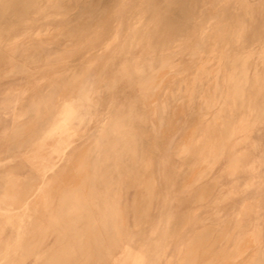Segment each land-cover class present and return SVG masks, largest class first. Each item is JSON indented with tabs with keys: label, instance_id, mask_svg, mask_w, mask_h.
<instances>
[{
	"label": "rangeland",
	"instance_id": "obj_1",
	"mask_svg": "<svg viewBox=\"0 0 264 264\" xmlns=\"http://www.w3.org/2000/svg\"><path fill=\"white\" fill-rule=\"evenodd\" d=\"M49 1L10 0L7 9H0V19H4L1 27L33 18L39 12L46 13L40 23L47 16H60L51 21L50 28L54 27V33L61 30V36H55L49 46L44 48L38 43V48L30 47L25 53L30 66L28 73H20L17 67L23 64L22 60H10L6 54H0V75H4L0 77V264H71L72 258L73 262L81 258L75 240L101 234L87 233L88 215L100 209L89 206L106 203L104 199L96 202L88 199L91 196L88 188L93 184L89 165L93 149L104 143L97 139L96 130L108 116L111 124H132L138 131L139 157L135 167L121 171L126 173L121 177L125 182L118 211L121 214L111 218V226L121 231L102 242L84 241L107 247L102 251L106 255L94 263L106 260L105 264H264V123L254 127L250 124L247 133H238L237 140L242 138V143L237 145V153L239 157L245 156L243 165L240 158L234 157L231 170L228 168L231 148L228 155L225 151L217 161L210 158V168L204 162L205 151L209 153L227 143L228 135L240 127L242 113L253 123L264 107V68L261 73L254 72L264 60L261 56L264 10L260 11L261 22L256 24L250 23L240 0H210L207 8L204 5L208 0H156V24L152 26L146 20L139 30L148 36L154 25L163 22L164 37L159 42L156 38L147 39L135 49L139 53L133 50L132 56L125 59L117 51L120 45L110 51L101 45V41L107 43L111 39L118 21L124 25L122 37L126 36L127 14L124 10L119 12L121 0H53L58 11L52 6L47 8ZM146 2L149 7L153 0ZM37 6L46 11L34 8ZM186 6H190L192 13ZM246 20L250 33L239 39ZM22 28L23 25H17L16 31ZM99 34L100 44L92 40ZM207 36L212 37L211 41L207 42ZM64 43L74 46L73 53L62 54L49 65L58 64L59 76L84 68L85 71L76 83H69V103L65 101L61 109L67 92L47 89L56 78L55 68L45 67L46 63L34 55H38L39 48L62 51ZM248 49L253 50L244 55L246 65L240 58L238 63L232 58L226 74H220L219 70L217 74L207 73L204 78L195 74L198 69L195 62L217 63L231 52L240 55ZM91 61L92 66L87 68ZM157 63L159 67L152 70ZM218 66L219 63L214 68ZM254 79L260 84L259 94L251 104ZM193 80L197 82L187 85ZM217 81H225L228 89L220 90ZM237 92L242 94L243 104L241 101L235 104ZM215 93L221 95L217 97ZM40 94L51 95L54 100L41 116L31 118L36 119L34 125L14 143L10 136L16 123L22 124L18 117ZM214 98L220 99L219 105L217 102L214 105ZM162 105L167 106L163 112L166 120L159 131ZM205 116L209 120H202ZM208 121H212L210 125ZM113 141L107 143L114 145ZM105 178L101 177L102 181L97 183L100 191L104 189ZM251 178L257 181V186L241 195L240 190ZM230 188L237 191L234 198L230 197ZM256 194L263 201L248 205L246 216L238 220L236 211L244 199ZM251 218L254 225L249 228ZM243 229L249 232L247 240L240 250L234 251L233 242ZM198 233H202L200 238ZM194 238L195 244L188 246ZM187 248L190 251L184 257ZM84 261L75 264H93Z\"/></svg>",
	"mask_w": 264,
	"mask_h": 264
},
{
	"label": "bare ground",
	"instance_id": "obj_2",
	"mask_svg": "<svg viewBox=\"0 0 264 264\" xmlns=\"http://www.w3.org/2000/svg\"><path fill=\"white\" fill-rule=\"evenodd\" d=\"M149 1V0H148ZM156 0H153L151 6L149 5H146L147 2L146 0H121V4H120V9H119V12L120 11H123L126 12L127 14V21H126V36L125 37H122V32L124 30V25L122 23V21H118L117 22V25H116V29L113 33V35L111 36V39L110 42L108 43H105V40L101 41L102 42V46L103 48L105 46L108 47V50L107 51H110L111 48H114L115 46L117 45H120L119 49L117 50L119 53L123 54V56L125 57V59H128L130 58L132 55V52L133 50H135L136 48H139L141 46L144 45V43L147 41V39L149 40L151 37L152 38H156V40L159 42L160 40H162V38L164 37V32H163V25L164 23L162 22L160 26H156L154 25V27H152L150 29V35L148 36H144L142 33H140V30L139 28L147 21H149L150 24H156L157 20L155 19L154 17V12L156 11V9L158 8L157 7V4L155 2ZM158 1V0H157ZM169 1H172V0H169ZM220 1V0H219ZM222 1V0H221ZM160 2V1H159ZM174 2V1H173ZM172 2V3H173ZM179 3V1H178ZM218 3V1H217ZM240 3L242 5V8L245 9L246 11V15L248 16V20L250 21V23L252 22H256L257 23H260L261 21L259 20V16H260V11L263 12L264 10V0H255L254 2H251L250 0H240ZM49 4L47 6L48 7H53L55 10L57 8L56 7V4L57 2L56 1H53V0H50L49 1ZM171 4V3H169ZM211 4L210 0H208L204 7L206 6H209ZM10 0H0V9L1 10H5L7 9L9 6H10ZM192 5V4H191ZM190 5V6H191ZM216 5V3H215ZM172 6V5H171ZM190 6H186L185 8L188 10V11H191L192 13V9H190ZM60 7V6H59ZM196 7V6H194ZM193 7V8H194ZM216 7V6H215ZM36 8L37 10H45L46 11V8H42L40 6H37V7H34ZM168 8V7H167ZM179 8V10H181V6L177 7ZM176 8V9H177ZM192 8V7H191ZM207 8V7H206ZM50 9V8H49ZM60 9V8H59ZM195 9V8H194ZM53 10V9H52ZM169 10V9H168ZM58 11V10H56ZM196 11V10H195ZM197 11H198V8H197ZM196 11V13H197ZM52 13V12H51ZM152 13V14H151ZM173 11H171V20L174 18L173 17ZM46 13H39L37 12V14L33 15V18H30V19H26L24 21H18L16 23H12L11 26H6V27H1V25H3V22H4V19H0V54H6L10 60H18L21 61L22 60V63L20 66H17L20 73L24 72V73H28L30 72L29 71V67L27 65V61H26V55L25 53L28 52L30 49V47H36L39 43V46H43L44 48L46 46H49L52 41H53V38L56 36V37H59L61 36L60 35V31L59 32H53L52 30L54 29H51L50 26L52 25L51 21L53 19H56V18H59L60 16H57L54 17L52 16L51 18H45L44 19V23H40V20L43 19L41 18L42 16H44ZM188 14V13H187ZM190 14V13H189ZM194 14V13H193ZM48 15V14H47ZM118 15V14H117ZM192 15V14H191ZM206 15V14H205ZM37 17V19L35 18ZM170 17V16H169ZM41 18V19H40ZM219 18V17H218ZM217 18V19H218ZM83 19V18H82ZM90 19V18H89ZM195 19V18H194ZM23 20V19H22ZM62 20H63V17H62ZM81 20V19H80ZM64 22V20H63ZM247 20L245 21V23L243 24V28H242V32L240 33V37L239 39H244L246 37V35L248 33H250V25L249 23L246 24ZM51 23V24H50ZM168 23V21H167ZM146 24V23H145ZM148 24V23H147ZM17 25H23V28L22 30H18L16 31V27ZM63 25V24H62ZM107 26V25H106ZM149 27V26H148ZM106 29V28H105ZM145 29V27L143 28ZM142 29V30H143ZM101 30V29H100ZM241 30V29H240ZM143 32V31H142ZM109 33V32H108ZM112 34V33H111ZM104 37V36H103ZM108 37V36H107ZM212 37L211 36H207L206 37V40L207 42L211 41ZM92 40L94 42H98L101 40V37H100V34L99 35H96L92 38ZM74 41V40H72ZM71 41V42H72ZM87 41V40H86ZM172 41V40H171ZM174 41V40H173ZM172 41V42H173ZM176 41V40H175ZM180 41V40H179ZM178 41V42H179ZM182 41V40H181ZM66 42V41H65ZM68 42V41H67ZM75 42V41H74ZM156 42V41H155ZM177 42V41H176ZM202 43V41H201ZM155 44V43H154ZM159 44V43H158ZM163 44V42H162ZM64 45L66 46L62 51L61 50H46V49H36L37 50V53L38 55H34L35 56H39L41 58V60L43 62H45V67L48 66V67H52V68H55V73H56V78L55 80H52L54 82H52L51 84H48L46 87L47 89H51L54 88L55 90L56 89H59V90H62V91H66L67 94L65 96V98L63 99V101L61 102V109H62V106H63V103L65 101H67L69 103V83H73L76 81H78V78L81 74H83V72L85 71V68L80 71V72H74L72 73L71 75H64V76H59V73L57 72L58 69L56 70L58 64H54L55 66H51L49 65L50 62H52V60H56V59H60L62 54H72L73 53V48L74 46L72 47V45H66L64 43ZM156 45V44H155ZM154 45V46H155ZM39 46H37L36 48H38ZM70 46V48H69ZM89 46H94L92 44H90ZM153 46V47H154ZM64 47V46H63ZM72 47V48H71ZM178 46H176L175 48H177ZM101 48V46L99 47ZM21 50V54L18 53V51ZM35 50V51H36ZM87 50V49H86ZM89 50H93L92 49H89ZM88 50V51H89ZM104 50V49H103ZM114 50V49H112ZM253 50V49H252ZM252 50H247L245 52H242L240 55H238L236 52H231V54L225 56V60L223 58H219V61L217 63H219L220 66H218L217 68H214V65L217 64V63H209L207 64L206 63H203L202 62H195V67H198L197 71H195V74L199 75L200 78H204L206 77L205 75L208 73V75L210 73L214 74L218 72V70L220 71L219 73L220 74H226L229 69V65L231 63V60L233 58V61H235L234 59H236V61L238 60V58H240L239 60L243 61L244 62V55H247V53H250V51ZM99 52V50H97ZM102 51V49H101ZM136 51V50H135ZM134 51V52H135ZM87 52V51H86ZM91 52V51H90ZM229 52V51H228ZM94 53V51H93ZM139 52L136 51L135 54H137ZM105 54V53H104ZM85 55V54H84ZM93 55V54H92ZM97 55V53H96ZM101 55V54H100ZM103 55V54H102ZM215 55V54H214ZM213 55V56H214ZM250 55V59L249 62L251 61V54ZM88 56V55H87ZM99 56V55H98ZM119 56V55H118ZM211 56V57H213ZM261 56L264 57V49L261 51ZM33 57V58H34ZM76 57V56H75ZM82 57V56H81ZM90 57V56H89ZM93 57V56H92ZM210 57V56H209ZM216 57V55H215ZM36 58V57H35ZM94 58V57H93ZM146 58V57H145ZM159 59H161V56L158 57ZM197 58V57H196ZM248 58V57H247ZM262 58V57H261ZM32 59V58H31ZM79 59V58H77ZM86 59V58H85ZM143 59V58H142ZM214 59V58H213ZM212 59V60H213ZM222 59L223 61H226L225 65L223 66L222 65ZM40 60V59H39ZM84 60V59H83ZM82 60V61H83ZM247 60V59H246ZM262 60V59H261ZM80 61V60H79ZM81 61V63H82ZM92 62H90V64L87 66V68L91 67L92 66ZM248 62V61H247ZM56 63V62H55ZM59 63V62H57ZM238 63V61H237ZM245 65H246V62H244ZM243 63V65H244ZM40 64V63H39ZM159 64L160 63H157V64H154L153 65V68L152 70H155L159 67ZM233 64V63H232ZM61 65V64H60ZM86 65V64H85ZM222 65V66H221ZM244 65V66H245ZM66 66V65H65ZM75 66V65H74ZM234 66V65H233ZM236 66V65H235ZM44 67V66H43ZM85 67V66H84ZM82 68V66H81ZM236 68V67H235ZM264 68V60L260 61L258 63V66L255 67L254 69V72L256 73H261V71L263 70ZM80 69V68H79ZM68 70H70L68 68ZM14 71V70H13ZM67 71V70H66ZM237 71V70H235ZM234 71V73H235ZM244 71V70H243ZM18 72V71H17ZM17 72H15L16 74H18ZM64 72V71H63ZM194 72V71H193ZM233 72V71H232ZM3 73V72H2ZM68 73V72H67ZM70 73V72H69ZM246 73V72H245ZM256 73V74H257ZM5 74V73H4ZM13 74V73H12ZM219 74V75H220ZM222 74V75H223ZM3 74L0 75V77L2 76ZM6 75V74H5ZM8 75V74H7ZM61 75V74H60ZM221 75V76H222ZM232 75V74H231ZM230 75V76H231ZM4 76V75H3ZM52 76H55V75H52ZM220 76V77H221ZM51 78V77H50ZM199 78V77H198ZM198 78L195 76V79L198 80ZM199 78V79H200ZM53 79V78H52ZM218 79V77H217ZM225 79V78H223ZM260 79V78H259ZM50 80V79H49ZM208 80V79H207ZM216 80V79H215ZM234 80V79H233ZM189 81V80H187ZM196 81V80H195ZM195 81H191L190 83H185L184 82V85L187 84L189 86H192L193 83H195ZM205 81V80H204ZM204 81H202V83H204ZM197 82V81H196ZM235 82V80H234ZM232 82V83H234ZM228 83V82H227ZM180 84V83H178ZM217 87L220 88V90H223L225 89V84L226 82L225 81H221V83L219 81H217ZM215 85V84H214ZM259 82L256 81V79H254V83H252V89L253 92H252V100H251V104H253L256 100V97L257 95L259 94L257 92V89L259 88ZM243 86V85H242ZM245 86V85H244ZM216 87V85H215ZM224 87V88H223ZM194 88V87H193ZM242 88V87H241ZM204 89V88H203ZM228 89V88H226ZM225 89V90H226ZM190 90V89H189ZM216 90V89H215ZM215 90L213 91L212 90V93L215 92ZM224 90V91H225ZM247 90V89H246ZM53 91V90H52ZM57 91V90H56ZM208 91V89L206 90ZM205 91V92H206ZM240 91V90H239ZM242 91V90H241ZM240 91V92H241ZM204 92V91H203ZM240 92H237L235 93L236 94V97L238 98L236 100V105L238 103V101H241L242 104H243V96ZM221 94L224 92H220ZM219 93V94H220ZM203 94V93H202ZM216 94V93H215ZM218 94V96H220ZM222 94V95H223ZM226 94V92H225ZM71 95V94H70ZM214 95V94H212ZM211 95V96H212ZM51 95L49 96H46V95H43V94H40L38 95L36 98L34 97V99L31 101V103L29 104V107L28 109H26V111L23 113L22 116L18 117L19 118V121L22 122V124H17L15 125V128L12 132V135L10 136L14 143H18L20 138L24 137L26 132L28 131V129H30L34 124H32L33 120H36L37 117L41 116L43 110L45 107H47L54 99L53 97H50ZM206 96H209L210 95H206ZM217 96V94L215 95ZM214 96V97H215ZM217 96V97H218ZM225 96V95H224ZM228 97V96H227ZM72 98V97H71ZM204 98V97H203ZM206 99H212L211 98H207ZM225 99V98H223ZM30 100V99H29ZM213 100V99H212ZM211 100V101H212ZM219 98H214V105L215 103L219 102ZM72 101V100H71ZM210 101V102H211ZM224 101V100H223ZM222 101V102H223ZM209 102V101H208ZM207 102V104H209ZM211 104V103H210ZM212 105V104H211ZM219 105V103H218ZM217 106V105H216ZM23 107V106H22ZM162 107H164L162 110H160L161 112L158 114L159 117V124H160V128H159V131H161V129L164 127L165 125V115L163 114V112L165 113L164 109L167 107L166 105H162ZM211 107V106H210ZM214 107V106H213ZM221 107V106H220ZM207 109V108H206ZM210 110L212 108H209ZM207 109V110H209ZM220 109V108H219ZM213 110V109H212ZM238 111H241L242 109H238ZM217 111V110H216ZM219 111V110H218ZM217 111V112H218ZM231 111V109H230ZM209 112V111H208ZM210 113V112H209ZM242 113V112H241ZM106 114V113H105ZM218 114V113H217ZM216 114V115H217ZM209 115V114H208ZM215 116V115H214ZM213 116V117H214ZM36 119H31V118H35ZM105 117V116H104ZM103 115H102V118L104 119ZM208 117V116H207ZM206 116L202 119V120H209V118H207ZM134 118H138L137 114H134ZM216 118H218V116H216ZM212 119V118H211ZM210 119V120H211ZM213 120V119H212ZM218 120V119H217ZM16 121V119L14 120ZM25 121V122H24ZM216 121V120H215ZM18 122V123H20ZM30 122V123H29ZM104 122V124H101L100 127L96 130L98 132V136H97V139L101 140L102 142V145H98L96 146L94 149H93V154H92V164L89 165V168L92 167V175H93V178L91 179L93 184L91 185V188H88V190L90 191V198H88L90 201L93 200V202H96L98 200H102L104 199L106 201L105 204H102V205H91L89 207H98L102 210H98V211H95V212H91L90 215H88V224H89V229L87 230V233L91 234V233H99L100 235L98 236H87V237H82V238H77V240H75V242L78 244H76L79 248V251H80V254L78 255V257L80 258L79 259H75L76 263H78L77 261H79V263L81 262H85L84 260H86L87 262H93V264H96L94 262H98V259L100 257H104L106 255V253L102 252L104 249H106L107 247H105L106 245L104 244H100V243H97V244H94V245H90V244H86L84 241H88L90 239H93V240H96V241H99V242H102L104 240H106V238H110L111 236L110 235H117L119 233V231H121L120 229H115L113 226H111V224L113 223V221L111 220L112 217H119V215L121 214V212H118L119 211V208H121V201L123 199V184H125V182H122V176L125 175L126 173H123L121 172L122 169L126 168V169H130L132 166L135 167L136 165V158L139 157L138 156V143H139V138H140V134L138 133V131L132 126V124H123V123H118V124H111V121H110V116L106 117L105 121H102ZM212 122V121H210ZM208 121V124L210 123ZM15 123V122H14ZM25 123V124H24ZM107 123V124H106ZM110 123V124H108ZM246 123V124H245ZM260 123H264V107L263 109H261L260 113L258 114V116L256 117V119L253 121V123H250L249 122V119L247 118V115L242 113V119H241V122H240V127L238 128H234L232 133H230L228 135V141L227 143L226 142H223L222 144V148L221 147H218V149H214L212 151H209V153H207V151H205V158H204V162H206L205 166L206 168L207 167H211V161H210V158H215L213 160H219L221 158V156L223 155V153H225L226 151V154L228 155V150H230V148L232 149V155L228 157L229 159V164H228V168L231 170V165H232V162L233 160L231 161V158L234 159V157H237V158H240L239 159V162L241 165H243L244 163V158L242 157H239L238 153H237V145L241 142L242 143V138L241 139H238L237 140V135L238 133H244L246 131H249V130H246V128H249V125L252 124L251 126L254 127ZM210 125V124H209ZM208 125V128L207 130H210L211 128L209 127ZM21 130V132H19ZM23 130V131H22ZM19 133V134H18ZM251 133V132H250ZM82 135V134H81ZM79 137V136H78ZM12 139L10 141H12ZM110 139H113L114 141V145H109L108 140ZM248 140V138H247ZM13 143V144H14ZM106 143V144H105ZM207 149V148H206ZM245 151V150H244ZM207 153V154H206ZM44 159V158H43ZM212 160V159H211ZM86 165V164H84ZM209 167V168H210ZM211 170V169H210ZM209 171V170H208ZM207 171V172H208ZM206 173V172H205ZM128 175V174H127ZM232 175V174H230ZM106 176L105 180H104V189L102 191L99 190V186L100 184L98 185L97 183L101 182V177H104ZM157 173H156V170H155V178L153 180V183L155 185V191L157 190ZM158 177V176H157ZM257 181L253 178H251L248 183H246L243 187V190H240V193L241 195H245L247 193L248 190H250L252 187L254 186H257L256 185ZM98 185V187H96ZM108 191L111 192V195L108 194ZM230 191V197L234 198L237 194V191L236 189L234 188H230L229 189ZM65 199V198H64ZM76 199V198H75ZM142 199V198H141ZM145 199V198H143ZM263 199H262V196L260 194H256V195H252L251 197L249 198H245L244 199V202L243 204L241 205V207L236 211V217L238 220H242L245 216H246V211H247V207H248V211H249V206L252 205L253 203H259V202H262ZM110 202V203H109ZM249 205V206H248ZM64 206V205H63ZM62 206V207H63ZM253 206V205H252ZM61 208V207H60ZM251 211V210H250ZM261 211V210H260ZM248 214V213H247ZM259 216V215H258ZM86 217V216H85ZM262 218V217H261ZM260 219V218H259ZM259 221V220H258ZM240 222V221H239ZM249 228H251L253 225H254V221H253V218H251L249 220ZM93 226V227H92ZM96 226L98 227H101L99 229L96 228ZM92 227V228H91ZM248 227V226H247ZM260 228V227H259ZM262 228V227H261ZM260 230V229H259ZM251 233V231H250ZM239 236L235 239V241L233 242L234 244V247L232 245L233 248H236L234 249V251H238L242 248L243 246V243L246 242L247 240V237L246 235H249V232L248 231H245L243 229V231H241L239 234ZM251 235V234H250ZM255 236V235H254ZM112 238V237H111ZM251 238V237H250ZM111 246V245H110ZM76 247V246H75ZM231 247V248H232ZM73 248V247H72ZM61 249V248H60ZM75 249V248H74ZM66 250V249H65ZM68 252V251H67ZM78 252V251H77ZM77 252H75V254H77ZM70 253V252H69ZM74 253V252H73ZM79 253V252H78ZM82 253V255H81ZM239 253V252H238ZM249 253V252H248ZM108 254V253H107ZM74 255V254H73ZM72 254H70L69 256H72ZM81 255V256H80ZM54 256V255H53ZM52 256V257H53ZM64 256H65V253H64ZM76 256V255H75ZM84 257V260L82 261L81 259ZM240 256V255H239ZM56 257V256H54ZM63 257V256H62ZM71 257V258H72ZM234 257V256H233ZM238 258V257H237ZM25 259V258H24ZM67 261H70V258L67 257ZM103 259V258H102ZM100 259V260H102ZM244 259V258H243ZM61 260V259H60ZM65 259L62 260V262L64 261ZM73 260V258H72ZM70 261L71 264L73 261ZM104 260V259H103ZM102 260V261H103ZM245 260V259H244ZM81 261V262H80ZM106 261V260H105ZM105 261H103V263L105 264ZM242 261V260H241ZM58 262V261H57ZM75 262H73L75 264ZM102 263V264H103ZM240 263V262H239ZM24 264V263H23ZM61 264V263H60ZM65 264H68L65 262ZM70 264V263H69ZM92 264V263H90ZM99 264V263H98ZM243 264V263H242Z\"/></svg>",
	"mask_w": 264,
	"mask_h": 264
},
{
	"label": "crops",
	"instance_id": "obj_3",
	"mask_svg": "<svg viewBox=\"0 0 264 264\" xmlns=\"http://www.w3.org/2000/svg\"><path fill=\"white\" fill-rule=\"evenodd\" d=\"M200 229H201V228H200ZM202 233H204V232H202ZM202 233H200V234L198 233L197 237L200 238L201 235H202ZM205 235H206V234H205ZM199 238H198V239H199ZM195 240H197V238H196V239L194 238V240H192V241L190 242V244H187V245L189 246V245H191L192 243H193V245H194L195 242H196ZM188 251H190V250L187 248V251L185 252L184 257L188 256Z\"/></svg>",
	"mask_w": 264,
	"mask_h": 264
}]
</instances>
